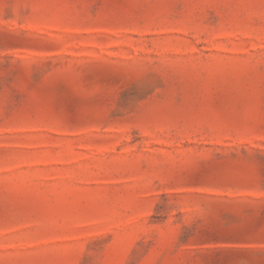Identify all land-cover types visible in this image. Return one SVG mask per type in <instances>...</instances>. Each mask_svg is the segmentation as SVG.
<instances>
[{
	"label": "rangeland",
	"instance_id": "obj_1",
	"mask_svg": "<svg viewBox=\"0 0 264 264\" xmlns=\"http://www.w3.org/2000/svg\"><path fill=\"white\" fill-rule=\"evenodd\" d=\"M0 264H264V0H0Z\"/></svg>",
	"mask_w": 264,
	"mask_h": 264
}]
</instances>
